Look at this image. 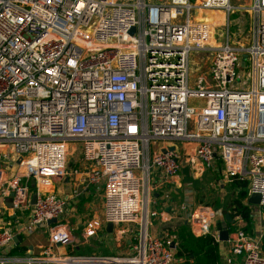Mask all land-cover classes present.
I'll return each mask as SVG.
<instances>
[{
	"label": "built area",
	"instance_id": "obj_1",
	"mask_svg": "<svg viewBox=\"0 0 264 264\" xmlns=\"http://www.w3.org/2000/svg\"><path fill=\"white\" fill-rule=\"evenodd\" d=\"M240 9L249 25L232 18ZM204 12L220 17L199 20ZM178 141L195 145L185 159L193 172L219 164L225 182H248L246 203L259 195L264 213V0H0V219L11 210L28 235L58 220L39 255L13 254L14 229L0 224V264H179L173 239L149 230L150 177L179 175L181 155L162 145ZM77 150L86 171L73 198L81 187L104 194L103 219L84 236L112 225L133 242L126 255L55 253L74 240L61 222L69 197L49 190ZM192 196L181 207L189 229L221 244L215 211ZM228 229L229 257L264 264V232Z\"/></svg>",
	"mask_w": 264,
	"mask_h": 264
},
{
	"label": "crops",
	"instance_id": "obj_2",
	"mask_svg": "<svg viewBox=\"0 0 264 264\" xmlns=\"http://www.w3.org/2000/svg\"><path fill=\"white\" fill-rule=\"evenodd\" d=\"M245 2V7H251L253 4L251 0ZM209 18L206 19L208 22H214L216 17H220L218 13L208 14ZM164 148L170 150H176L179 155H181V165L182 168H188L192 171L190 165L186 162L187 156L191 155L192 150L194 149V144H187L185 142H174V143H163ZM220 165L214 168V171L219 173ZM86 171L85 164L82 161H78V168L70 169L68 171L69 175L65 180L58 181L55 185L50 188V192L55 193L59 197H69V204L66 207L65 213L61 218V222L69 227L73 236V244L68 247H55V253L61 255H74V256H91V255H108V256H122L126 255L131 251L132 241L129 236L121 232L119 229L110 228L105 226L104 230L99 232L96 236L91 238H85L84 230L86 223L92 219V215H83L79 214L77 210V205L79 201L75 202L73 198V191L78 188L80 184L81 175ZM207 172V171H206ZM224 182V180L222 181ZM150 183L155 187L153 192L154 205L153 209L158 212L156 218L152 219V226L150 227V233L153 235L164 236L166 238L172 239L167 233L168 230H174L177 226L181 224H188L186 220V213L181 211L183 203L186 202L187 192L191 191L192 202L196 201V192L191 187V184H188L185 181V178L180 176L177 177H166L161 171H154L150 177ZM227 184V183H226ZM82 190L81 196L78 198H89L95 194L94 187L89 188H80ZM77 199V200H78ZM103 199L104 194L102 193V209L100 211V216L97 219L102 220L104 216L103 208ZM85 201V199H81ZM248 206L251 204L249 201L246 203ZM251 219L250 222L245 221L242 218H235L234 223L231 228H243L246 232L251 235L259 236L264 232V213H260L259 208L251 204ZM9 208V207H8ZM213 209V208H212ZM220 212V211H219ZM216 213V218L220 217V229H222V223L225 222V216H222L221 212ZM8 215H7V214ZM6 217L0 219V224L4 223L6 225L10 222V226L14 229L16 237L18 235L22 236L23 241L15 243V248L12 251L15 255H23L26 251L31 250L34 254H41L44 249L49 245V232L53 225L44 226L38 229L33 234H26L22 229L23 224L20 223V220L14 217V214L11 210H7L4 213ZM229 214V213H227ZM27 215V214H26ZM24 215V216H26ZM103 215V216H102ZM215 218V219H216ZM19 219V218H18ZM215 222V220H214ZM228 225V226H230ZM213 223V231L217 232L218 227L215 229ZM226 244L221 243V255H222V264H239L241 259H229V256L226 254ZM231 258V257H230Z\"/></svg>",
	"mask_w": 264,
	"mask_h": 264
},
{
	"label": "rangeland",
	"instance_id": "obj_3",
	"mask_svg": "<svg viewBox=\"0 0 264 264\" xmlns=\"http://www.w3.org/2000/svg\"><path fill=\"white\" fill-rule=\"evenodd\" d=\"M249 1V0H246ZM253 3V0H251ZM231 3L233 6L235 7H239V8H244L245 7V2L244 0H231ZM243 15V19L245 22H247V24L249 25L248 21H249V12L244 10V9H240V10H235V13L232 15V18L235 19L237 17H239L240 15ZM219 21H221L222 19L217 18ZM224 19V18H223ZM236 33L234 32V30L231 31V36L234 39L235 38ZM246 45H248L249 43H245ZM199 58L198 55L196 54H192L191 59H190V88H193L192 86V81H193V73L195 70V66L196 63L198 62ZM202 102L200 100H194L191 99L189 100V107L190 108H198L201 107ZM157 141H153L152 142V150L154 151L156 149V145H157ZM76 147L74 145H71V150H73V148ZM78 147H76L77 149ZM80 157V153L77 150L76 152H70L69 154V158H68V167H67V171H69L70 169H76L78 168V161H80L79 159ZM14 173V170H11V174L10 176ZM180 176L185 178V181L188 184H191V187L195 190L196 192V201H195V205L196 206H206V207H210L213 208V211L218 210L223 212V207L225 206V204L228 202L229 199V195L231 194L230 188H229V184H226L227 182H222L224 179L220 173L214 172V171H207L203 174H197L195 172H192L190 170H188V168H181L180 171ZM95 194L92 197H82L80 199L74 198L76 200H74L75 202L79 201V205H77V210L79 212V214H81V216L83 215H92V219L91 220H95L97 219V217L100 216V211H101V207H102V193H103V189L102 188H95ZM78 199V200H77ZM81 199H85V201H82ZM215 209V210H214ZM103 216V215H102ZM99 219H101V216L99 217ZM90 221V220H89ZM220 217L218 216L215 219L214 225L217 228L220 224ZM214 227V228H215ZM215 228V229H216ZM229 259H232L229 257Z\"/></svg>",
	"mask_w": 264,
	"mask_h": 264
},
{
	"label": "trees",
	"instance_id": "obj_4",
	"mask_svg": "<svg viewBox=\"0 0 264 264\" xmlns=\"http://www.w3.org/2000/svg\"><path fill=\"white\" fill-rule=\"evenodd\" d=\"M227 184H229L231 194L228 196V202L223 207V212L220 211L222 216L229 213L232 219L238 217L250 222L252 212L246 204L248 182ZM215 211L218 214L219 209ZM231 226L229 228L232 230ZM167 233L177 245L176 257L179 264H222L221 244L217 243L213 236L197 237L191 232L188 224H181L174 230H168Z\"/></svg>",
	"mask_w": 264,
	"mask_h": 264
},
{
	"label": "water",
	"instance_id": "obj_5",
	"mask_svg": "<svg viewBox=\"0 0 264 264\" xmlns=\"http://www.w3.org/2000/svg\"><path fill=\"white\" fill-rule=\"evenodd\" d=\"M131 33H134V29L131 31ZM3 167H2V164L0 163V171H2ZM13 196V194H12ZM35 200H36V197L34 196V201H33V204L35 203ZM249 202L251 204H254V205H258L260 203V196L259 195H254L250 198ZM58 222L57 219H53L51 221L48 222V225L51 226V225H56ZM234 223V220L231 218L230 214H226L225 216V222L222 223V229L219 233V241L222 242V243H225L229 240V229H228V225L230 224H233ZM110 228H113L112 225H108ZM23 239H22V236L18 235L16 238H15V243H19V242H22ZM172 248L175 249L176 248V243L173 242L172 244Z\"/></svg>",
	"mask_w": 264,
	"mask_h": 264
},
{
	"label": "bare ground",
	"instance_id": "obj_6",
	"mask_svg": "<svg viewBox=\"0 0 264 264\" xmlns=\"http://www.w3.org/2000/svg\"><path fill=\"white\" fill-rule=\"evenodd\" d=\"M212 13H213V12H204L202 15H200V16L198 17V19H199V20H204V21H206V19L209 18L208 14H212ZM206 22H208V21H206ZM209 23H212V22H209Z\"/></svg>",
	"mask_w": 264,
	"mask_h": 264
}]
</instances>
